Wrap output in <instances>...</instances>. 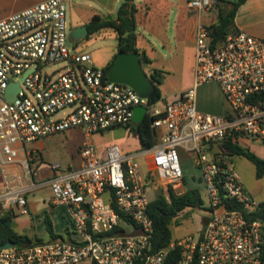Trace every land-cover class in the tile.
<instances>
[{
  "label": "built area",
  "instance_id": "built-area-1",
  "mask_svg": "<svg viewBox=\"0 0 264 264\" xmlns=\"http://www.w3.org/2000/svg\"><path fill=\"white\" fill-rule=\"evenodd\" d=\"M187 6L209 12L218 0ZM66 14L65 0H45L0 20V216L13 208L26 213L28 194L48 188L70 219L67 240L0 249V264H261L260 203L245 192L220 146L242 139L264 145V106L253 100L264 93V39L237 31L213 45L210 26L199 23L192 87L159 110L131 87L110 82L88 54L74 52ZM51 65L61 67L47 72ZM13 83L19 91L7 101ZM209 83L218 84L228 105L223 116L197 108V89ZM140 106L156 138L152 147L122 154L110 145L100 155L85 141L79 167L52 164L51 176L35 180L42 157L34 144L71 129L90 138L127 126ZM178 148L195 157L209 217L195 236L152 252L146 187L161 181L177 195L185 192ZM13 169L23 173L11 176Z\"/></svg>",
  "mask_w": 264,
  "mask_h": 264
},
{
  "label": "rangeland",
  "instance_id": "rangeland-1",
  "mask_svg": "<svg viewBox=\"0 0 264 264\" xmlns=\"http://www.w3.org/2000/svg\"><path fill=\"white\" fill-rule=\"evenodd\" d=\"M99 0H65L67 7V25L68 32H70L71 26H77L85 24L93 14L99 12ZM107 16V15H106ZM173 25V19L170 22ZM140 32V30H138ZM117 34L112 29H104L96 34L91 35L89 38L82 39L76 43H73L70 47L73 48L76 53H85L90 56L91 66L98 69H105L109 62L113 59L116 53L117 46ZM171 40L169 45L162 46L154 40L153 46L145 45L148 56L153 61V67L161 69L165 73L163 83L159 85V89L163 98L168 93H173L182 87L186 88L188 83V72L194 64V48L193 46H186L182 42H178L173 38L174 31H169ZM149 38V36H146ZM141 55V54H140ZM61 67V65H51L47 67V72H52ZM167 93V94H166ZM170 96H166L168 99ZM161 107V104L158 105ZM65 133L57 134L47 137L41 142L45 144L43 153L45 154V161L41 166L44 169L48 164L57 163L61 165V170H67L73 167L72 148L75 143L71 144L65 139ZM85 141H91L96 147L98 154L102 155L104 148L110 144H116L121 148L122 154L135 153L142 150L140 139L138 138L135 128L117 127L115 129L103 132L94 133L90 138H85ZM264 146L258 142L251 144V148L255 146ZM178 153L181 161V167L184 173L185 184L183 189L197 188L202 193V185L199 181L200 172L195 165V157L192 153L186 151L183 148H178ZM138 161L141 167L142 177H146L148 174V162L145 154L138 157ZM233 163L237 172L241 176L244 187L247 193L250 194V198L257 202H264V176L258 178L256 176V170L254 165L244 157L237 156L233 159ZM22 174V171H19ZM17 172H11L13 176ZM35 180H42V177L37 173ZM24 181L27 182L26 179ZM163 183L158 181L156 189L153 186L148 185L146 187V193L150 201L161 192L166 190L162 187ZM31 201L42 203V201L48 202L49 189L45 188L34 193L28 194ZM24 208H13V212L18 219V224L14 227V230L18 232L30 231L32 212L23 214ZM209 217V211L204 209H188L181 217V223L179 225L172 226L173 240H182L189 236H195L201 230L204 221ZM39 233L45 237L44 230L40 228Z\"/></svg>",
  "mask_w": 264,
  "mask_h": 264
},
{
  "label": "crops",
  "instance_id": "crops-1",
  "mask_svg": "<svg viewBox=\"0 0 264 264\" xmlns=\"http://www.w3.org/2000/svg\"><path fill=\"white\" fill-rule=\"evenodd\" d=\"M43 1L45 0H0V20ZM227 1L234 2L236 0ZM187 2L188 0H135V4L138 9L136 13L138 52L141 54V56L145 54L151 61L148 67L143 68L147 75H149L151 68H155L153 67V61L150 59L147 50L145 49V45L150 44L153 46V42L150 41L151 39L155 41V44L157 42L158 45L167 46L171 40L169 31L172 30L174 31L173 38H175L178 42H182V44L184 43L186 46H193L194 48V64L188 72V83L186 88L182 89L181 87L173 93H168V95H165V97L170 96L168 99L165 97L163 98L162 95V101L155 105V107L159 110H163L166 104L173 101L181 93L192 87L195 66V30L197 25L199 23H203L204 25L211 26L217 23V10H211L209 12L203 11L201 13L193 12L188 8ZM121 3L122 0H99V12L93 14L90 20L96 15L102 17L104 20L107 17H110V20L114 19L117 9ZM172 19L174 23L173 25L170 24ZM90 20L82 25L71 26V28L86 26ZM234 23L235 28L238 31H243L253 37L264 39V0H246V2L239 7L234 19ZM138 30H140V32H138ZM146 36H149V38ZM116 54L117 46L114 56ZM159 104H161V107L158 106ZM197 108L201 112L220 116H223L228 112V105L218 84L209 83L202 85L197 89ZM64 136L70 144L71 142L75 143L71 152L73 154V167L77 168L82 162L80 148L85 142L86 134L80 129H71L66 131ZM252 143L254 142L242 139L237 145L249 149L260 158L264 159V146L259 145L251 148ZM34 147L39 150L42 157L41 163L37 166L36 174L39 173L42 179L47 178L51 176L53 172L49 168V166L52 164H48L44 169L41 167L45 161V154L43 153L45 144L39 141L34 144ZM106 147L104 148V151ZM22 157L23 155H21V158ZM235 157L237 156H230L232 162ZM19 171L21 170L13 169L12 173H19ZM1 183L2 179L0 174V192ZM244 190L247 193L245 187ZM247 194L250 196L249 193ZM29 211L32 212V217L30 220L32 226L30 227V231L18 232L15 230L18 234L48 240L44 222L45 214H48L52 221L55 233L68 239L70 219L67 209L63 206H55L52 203L50 190L48 202L44 200L39 204V202L31 201L29 196H27L26 213H23V211L22 213L28 214ZM18 219L19 218L14 217L12 224L13 228L16 226V224H18ZM41 227L44 230L45 237L39 233Z\"/></svg>",
  "mask_w": 264,
  "mask_h": 264
},
{
  "label": "trees",
  "instance_id": "trees-1",
  "mask_svg": "<svg viewBox=\"0 0 264 264\" xmlns=\"http://www.w3.org/2000/svg\"><path fill=\"white\" fill-rule=\"evenodd\" d=\"M245 2L246 0H236L234 2L218 0L217 23L210 26L213 45L220 43L230 32L238 31L235 28L234 19L239 7ZM137 11L138 9L135 0H122L114 19L104 20L102 17L96 15L90 20L86 25L89 31L86 38H89L91 35L104 29H112L117 34V52H138L136 34ZM113 59L104 69L105 72L110 68ZM150 62L151 61L145 54L140 56L142 68L148 67ZM148 76L151 78L156 88L154 95L148 100V102L149 105H156L163 99L159 85L163 83L165 73L162 70L151 68ZM253 100L259 105L264 106V93ZM123 127L131 129L132 127L135 128L136 134L141 142L142 150H146L156 143V138L150 130L148 118H145L141 123L134 124L132 122ZM220 148L229 156H241L246 158L254 165L256 176L258 178L264 176V159L260 158L254 152L231 142L223 143ZM188 209H204L202 195L197 188L187 189L180 195L175 194L171 188L161 190L155 199L150 202L148 213L153 222V234L151 237L152 252L166 248L174 241L172 237V226L181 223L182 214ZM115 210L120 213L117 208H115ZM120 214L122 215V213ZM14 217L15 215L13 212H6L0 216V246L7 242H13L17 246H24L56 240H67L66 237L55 233L52 221L48 214H45L44 217L48 240L18 234L12 226ZM255 217L259 218L264 225V202H260ZM261 264H264V233Z\"/></svg>",
  "mask_w": 264,
  "mask_h": 264
},
{
  "label": "water",
  "instance_id": "water-1",
  "mask_svg": "<svg viewBox=\"0 0 264 264\" xmlns=\"http://www.w3.org/2000/svg\"><path fill=\"white\" fill-rule=\"evenodd\" d=\"M107 17L105 20H110ZM89 31L86 26L71 28L68 41L76 43L88 36ZM139 52H117L113 63L107 71V77L110 82L127 85L134 89L142 98L150 99L155 93V86L151 78L144 72L140 63ZM19 91V83H13L7 90L6 100L12 101ZM146 107H136L132 121L141 123L146 116ZM13 242H7L0 246V249L13 248Z\"/></svg>",
  "mask_w": 264,
  "mask_h": 264
}]
</instances>
